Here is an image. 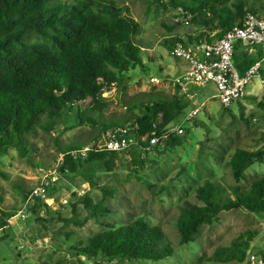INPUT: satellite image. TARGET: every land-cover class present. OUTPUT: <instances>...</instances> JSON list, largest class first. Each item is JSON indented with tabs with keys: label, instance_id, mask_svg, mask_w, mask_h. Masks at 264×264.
I'll return each instance as SVG.
<instances>
[{
	"label": "rangeland",
	"instance_id": "obj_1",
	"mask_svg": "<svg viewBox=\"0 0 264 264\" xmlns=\"http://www.w3.org/2000/svg\"><path fill=\"white\" fill-rule=\"evenodd\" d=\"M108 1L126 9L138 23L136 39L143 47L142 68L133 71L131 79L121 85L108 87L102 94L106 108L101 115L92 112L90 117L122 123L134 120L143 106L153 102L187 103L184 114L172 125L184 129L183 134L173 135L181 144L171 148L161 142L146 151L143 155L147 163L136 169V176L129 168V153L136 146L117 153L112 164L82 161L75 174L60 175V149L78 144L86 147L99 128L79 125L73 113L55 119L42 116L40 123L55 122L54 129L46 132L35 126L25 137L28 154L20 157L15 149H9L0 161V170L6 176L0 177V209L11 223L8 229H0V264H101L73 252L72 247L109 227L130 226L140 218L150 227L162 229L174 248L173 256L161 262L116 260L111 264H214L209 258L219 247L236 255L253 253L264 258V215L243 209L222 212L211 225L201 226L187 245L180 244L176 229L179 207L186 201L200 205L196 192L205 180L219 183L226 190L235 186L245 190L264 177V165L254 164L236 182L228 166L235 150L255 152L263 147L261 100L242 98L222 107L213 98L217 90L211 83L202 89L197 87L188 97L175 83L179 69H186V65L171 57L167 43L178 38L186 44L188 36L196 35L199 29L182 22L180 10L163 7L155 0ZM259 85L256 75L245 91L251 88L254 95ZM194 110L197 115L185 120ZM42 171L59 176L54 196L44 204L27 195L39 184ZM104 192H109L104 202L109 212L98 219L90 218L85 199L96 204ZM21 211L28 217L14 218ZM244 243L248 245L246 250Z\"/></svg>",
	"mask_w": 264,
	"mask_h": 264
},
{
	"label": "trees",
	"instance_id": "obj_2",
	"mask_svg": "<svg viewBox=\"0 0 264 264\" xmlns=\"http://www.w3.org/2000/svg\"><path fill=\"white\" fill-rule=\"evenodd\" d=\"M155 2L180 10L182 22L199 29L197 35L191 33L188 36V46L220 39L228 30L242 25L248 14L264 19V0ZM139 29L126 9L108 0H0V161L9 149H15L20 157L26 156L30 148L25 137L33 133L35 126L46 132L54 129L55 122L40 123L42 116L55 119L73 113L79 125L99 128L98 135L91 138L94 141L106 129L137 124L138 130L130 139L139 145L129 153L130 173L136 176V169L147 163L143 154L148 141L142 142L141 138L153 130L156 116L163 114L162 124L157 129L161 135L174 125L188 106L179 101L153 102L143 106L134 120L127 119L122 123L100 122L90 117L92 112L101 115L106 108L102 94L108 87L121 85L131 79L133 71L142 68L140 53L143 47L136 39ZM209 31L217 33L209 38ZM177 44L187 47L183 40L174 38L167 43L169 52ZM233 60L241 76L253 65L251 61L236 59L235 54ZM259 105L264 109V102ZM163 143L171 148L181 144L174 136ZM84 146L68 145L60 149L62 159L57 168L60 175L75 174L82 161L85 164H112L117 155L89 152L81 157L78 153ZM71 153H77V156L72 157ZM254 164L264 165V145L255 152L235 150L228 166L233 179L239 182ZM0 177L6 178L1 170ZM56 188L49 190L47 198L54 196ZM108 194L104 192L96 204L85 199L90 218L98 219L109 212L104 206ZM33 200L44 204L40 198ZM196 200L200 205L186 201L179 207L176 229L181 245L193 242L199 228L211 225L222 212L243 209L264 215V177L252 182L245 190L239 186L226 190L219 183L205 180L197 189ZM5 217L0 209V229L7 224ZM242 245L245 250L248 248L246 243ZM71 250L101 264L116 260L161 262L174 254L162 229L150 227L142 218L130 226L109 227L108 231L90 237ZM245 258L244 253L236 255L219 247L209 259L214 264H226L231 261L242 263Z\"/></svg>",
	"mask_w": 264,
	"mask_h": 264
},
{
	"label": "built area",
	"instance_id": "obj_3",
	"mask_svg": "<svg viewBox=\"0 0 264 264\" xmlns=\"http://www.w3.org/2000/svg\"><path fill=\"white\" fill-rule=\"evenodd\" d=\"M237 42L251 48L258 46L262 50L261 59L242 76L238 74L233 63L234 47ZM170 55L172 58L181 60L188 65L187 71L175 81L177 86L203 88L211 83L217 90L215 99L222 107L227 108L243 98L246 87L258 73L261 66L264 65V19L248 14L242 25L228 30L220 39L211 43L202 42L191 47L177 44L170 51ZM190 114L185 120H190L197 115V110L192 111ZM162 121L163 114L159 113L152 125L153 130L141 138L142 142L148 141L146 151L159 146L161 142L173 135L183 134V127L178 125L169 127L159 135L157 129ZM136 130H138V125L134 123L106 129L99 138L93 140L78 154L85 157L89 152H127L131 147L139 145L130 139L132 133ZM71 156L75 157L77 153H71ZM42 173L39 184L32 190L30 197L32 199L40 198L46 202L49 199L47 198L48 192L56 186L59 176L56 172L47 173L42 171ZM17 217L23 220L28 217V214L21 211L14 218ZM8 221L4 229L10 227L11 223ZM240 264H264V258L258 254L250 253L245 261Z\"/></svg>",
	"mask_w": 264,
	"mask_h": 264
},
{
	"label": "crops",
	"instance_id": "obj_4",
	"mask_svg": "<svg viewBox=\"0 0 264 264\" xmlns=\"http://www.w3.org/2000/svg\"><path fill=\"white\" fill-rule=\"evenodd\" d=\"M216 33H217L216 31H209V32H207V36L209 38H212L214 35H216ZM194 36H195V33H194ZM205 40H206V37L204 38V41ZM187 44H188V42L186 43V45ZM187 47H191V46L187 45ZM234 54L236 56V59H239V58L242 59V60L245 59L244 61H247V62L251 61L253 63V65H254L255 63H257L261 59L262 50L258 46L251 48V47H248L247 45H245V44H243L241 42H237L235 44V47H234ZM233 63H234V60H233ZM184 64L186 65V69H184V70L183 69H179V71H180L179 75L180 76L183 75L188 69L187 63L184 62ZM256 75L258 76L259 84H261V85L258 86V88L256 89V92H255L254 95L251 92L253 90L251 88L248 91H245V95L243 96V98H246V99H257L258 101L261 100L260 102H262V101L264 102V65L261 66L260 70L258 71V73ZM180 76H178V78ZM250 83H249V85H250ZM180 88H182L183 92H187L188 93L187 95L190 98H191V94L194 95L195 91H197V87H195V86H185V87H180ZM178 89H179V87H178ZM200 89H202V88H200ZM253 91H255V90H253ZM190 92H191V94H190ZM215 97H216V95L213 96V98H215ZM241 100H239V101H241ZM239 101H237V102H239Z\"/></svg>",
	"mask_w": 264,
	"mask_h": 264
},
{
	"label": "water",
	"instance_id": "obj_5",
	"mask_svg": "<svg viewBox=\"0 0 264 264\" xmlns=\"http://www.w3.org/2000/svg\"><path fill=\"white\" fill-rule=\"evenodd\" d=\"M53 111H56V112H58L57 110H53Z\"/></svg>",
	"mask_w": 264,
	"mask_h": 264
}]
</instances>
